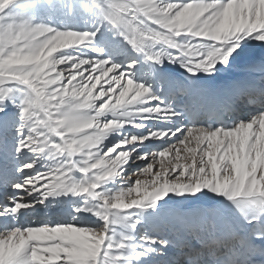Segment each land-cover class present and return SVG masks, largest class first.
I'll use <instances>...</instances> for the list:
<instances>
[{"label":"snow or ice","instance_id":"1","mask_svg":"<svg viewBox=\"0 0 264 264\" xmlns=\"http://www.w3.org/2000/svg\"><path fill=\"white\" fill-rule=\"evenodd\" d=\"M0 264H264V0H0Z\"/></svg>","mask_w":264,"mask_h":264}]
</instances>
